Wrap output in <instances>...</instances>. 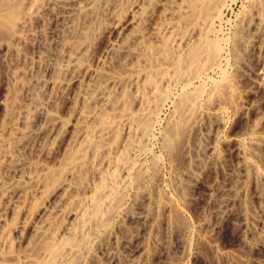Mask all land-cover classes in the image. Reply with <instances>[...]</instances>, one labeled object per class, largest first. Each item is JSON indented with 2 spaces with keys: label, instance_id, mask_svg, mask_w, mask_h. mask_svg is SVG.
<instances>
[{
  "label": "bare ground",
  "instance_id": "obj_1",
  "mask_svg": "<svg viewBox=\"0 0 264 264\" xmlns=\"http://www.w3.org/2000/svg\"><path fill=\"white\" fill-rule=\"evenodd\" d=\"M126 1L130 3H128V9L125 10L123 4ZM152 2V0H0V53L11 50L14 44L27 42L30 37L32 23L36 20L39 22L44 21L48 14H51V21L39 32L33 41V44H37L40 51L47 49L50 38L59 36L62 30L60 29L61 26L64 25L65 28V25H70L71 28L75 23L77 25L75 21L77 14L91 11L98 16L96 22L98 27L92 30V37L90 36V39L85 41L86 44L84 42L83 45L81 42L82 45L78 43L80 45L78 47L75 45L71 46L70 43L63 41L65 39L60 41L62 36H59L57 39L58 53L54 54L56 55L55 57L53 56L54 59H48L47 61L42 52L40 53V64L45 66V72L47 71L51 74L48 79H41L40 81L45 86L52 88L53 94L38 98L34 104L42 122L40 127L32 132L29 128V123L26 122V129L17 133L18 137L23 139L26 136L33 135L35 139L36 137L42 139L43 137L49 138L59 133L63 127L59 115L60 109L57 107L59 101L66 106L64 108L66 110L64 111L63 109L62 112H68L75 118L74 128L77 131L73 129L76 132L74 133L69 128L70 132L65 131V129L64 132L61 131L62 135L64 133V137L61 135L63 137H61V140H63L62 143L59 141V153H56V155H59L58 157L55 155L57 157L55 159L57 166L47 168L44 166V169L41 168L43 169L42 176H35L36 179L40 178L37 185H40L42 192L46 193V191L51 190L50 192H52L54 190L53 196L54 193L57 195L56 201L51 205H48L50 203L45 205V203L42 206L43 208L41 207L38 212L36 211L39 218L35 221L16 225L18 227H15L16 229L14 228L15 231L13 232L17 235V246L7 234L4 225L1 227L0 264H143L152 251V245L159 243L156 240L157 237L155 238L151 233L154 216L152 217L150 209L154 206L150 208L145 203L151 198L150 189L147 186L149 184H146L148 175H145L146 166L144 167L142 165L144 163L141 161L142 156L148 152V143L151 141L149 139L154 136V124L159 121L162 110L175 96L176 90L181 91L180 101L177 105L179 112H186V108H188L194 113L193 124L196 123L197 119L199 120L202 115H200L199 111L202 110L200 108L203 106L201 105V100L205 91L200 87L193 88L194 91H190L193 81L196 78L203 77L210 70L215 73V69H220L219 71L222 75H224L225 71L222 73L221 68H219V65L221 66L219 63L222 52L221 45L208 37L213 24L215 25V19L218 20L221 16V10H223L221 9L223 3L220 0H160V3L154 4V6H152ZM252 4L256 11L255 18L259 23L258 25H260L264 14V0H252ZM101 11H103L102 14ZM81 34L83 36L85 33L82 32ZM115 56H121L125 59L121 66L125 75L119 72L111 73L105 69L108 64L112 63ZM128 58L131 59L130 62ZM92 63H97V67ZM86 77L92 80V85L84 82ZM209 78L211 79V77ZM204 80L202 81L204 82ZM207 80L205 81L207 82ZM261 80L264 82V71L261 74ZM119 82L121 87L123 83L126 85L122 87L121 94L117 95L116 92L120 89L117 86ZM18 83L20 84V82ZM75 83H78V85L75 86ZM127 84L134 87L132 91L126 89L128 87ZM216 86L218 87V85ZM11 87L0 82V109L7 112L13 108L12 104L15 99L14 89ZM116 87L117 91L115 90ZM207 96L206 98H208ZM213 97L216 98L217 102L215 101L213 107H210L215 111L222 103L219 96L215 94ZM132 105L137 108L135 112L132 109ZM121 122L126 124L125 135L127 137L125 136L126 140H124L125 138L123 139L122 149L120 146V150L117 151V147L112 148L110 144L112 140L114 142L116 139L117 133H114V129ZM173 133L171 130L164 135L165 146L162 148L167 152L166 156L176 151L173 149L170 152L173 147V140L175 142L176 138V134ZM200 134L196 136V141L188 147V155L192 156L190 154L191 151L195 152L197 160L201 158V153L211 159L219 160L218 149L216 150L215 145L212 144L213 142L205 145L204 149L200 147V140L198 139ZM29 139L26 141L29 151L36 149L39 154L47 156L51 155L52 149L55 148V146L52 148L51 144L40 145L35 148L34 145L36 143H33V139L31 141ZM6 140L8 141V139ZM5 143L6 141L0 136V144L4 145ZM242 147L243 145L238 146L236 149L237 154L241 158L239 173L236 176V190L246 193V191L249 192L248 186L251 183L249 184L248 182L251 179L264 184V166L261 164L263 156L261 158L258 157L259 153L257 152L258 150H264V137L252 140L246 150L245 147ZM201 148L202 151L200 152ZM6 153L9 155L8 152ZM2 154L4 153L0 152V160ZM4 157L8 160L6 154ZM221 164L223 165V163ZM37 172L40 174V171ZM31 173L32 175L36 174L34 172ZM33 176L32 178H34ZM191 177L198 181L196 174ZM127 187H133L131 190H134L138 198H141L139 203L142 202L141 206L139 205V211L133 215H128L129 213L126 214L124 212L125 190L128 189ZM128 192L130 191H126V193ZM211 193L208 194L211 196ZM255 193L257 196L259 195V198H264V193H259V191ZM43 195L45 196V194ZM237 196L239 198L240 196L242 197L240 193ZM243 197L245 196L243 195ZM248 197L246 198L247 200L249 199ZM36 199L38 200L39 198ZM45 199L43 200L44 202ZM232 203V199L229 196H221L216 210L214 209L217 217L222 218L231 212ZM22 205L21 202L12 205V215L19 212ZM69 206L72 207L69 208L71 212L69 211L70 214H66H68V217L70 215V222L58 231L55 226L52 227L54 224H52L54 222L53 219H56L55 217L63 208ZM245 206L240 209L241 211L237 214V218L247 222V209ZM260 207L264 211V203ZM30 212L27 213L30 214ZM114 219H118L119 222L117 224L120 227L124 226L125 220L135 223L138 226V232L131 233L127 239L124 238V241H118L113 238V235L112 237L109 235L110 237L108 236L106 242L104 244L102 242V246L99 245V255H97V251V254H94L95 251L92 253L96 241L99 242L98 238L102 234H108L112 231L109 228L110 223ZM219 221L221 222V219ZM57 224L56 227L58 226ZM219 224L217 222L212 225L210 221L204 220L202 227L213 230V227L216 229L221 225ZM164 228L166 230L167 226ZM11 229L13 230V228ZM261 229L262 232L257 237L259 240H256L257 242L254 241L252 245L250 242V247L264 254V228ZM165 232L168 231L166 230ZM165 245L167 244L165 243ZM155 247L157 248L158 246ZM154 253L156 252L154 251ZM163 254L166 255V253ZM152 255L155 256V254ZM149 259H152V256ZM165 261L164 264H183L184 260L182 261V258H179Z\"/></svg>",
  "mask_w": 264,
  "mask_h": 264
},
{
  "label": "rangeland",
  "instance_id": "obj_2",
  "mask_svg": "<svg viewBox=\"0 0 264 264\" xmlns=\"http://www.w3.org/2000/svg\"><path fill=\"white\" fill-rule=\"evenodd\" d=\"M152 1V6H154V4L160 3V0ZM220 1L223 3L221 8L223 10H221V16L218 18V20L215 19V25L213 24L214 28L212 27V30L209 32L211 36L208 34V37L219 42V44L221 45L220 47L222 52L219 63L222 67L219 65V68H221L222 73L225 71V73L223 74L226 75H222L219 71L220 69H215V73L211 72L213 70H210L209 72H207V74L205 73L203 77L196 78V80L193 81L194 83L191 87L192 89L190 88V91H194V89L199 87L204 89L205 91L201 100V105L203 106H201L200 108H202V110L199 111L200 115H202L200 118L198 117L199 120L197 119V122L194 124V113L192 111L186 108V112H179L177 105L180 101L181 91L176 90L174 96L175 98L173 97L171 101L166 104V107H164L159 116V121L154 124V136L152 135L154 138L151 137L149 139L151 141H149L148 143V152L146 151L148 154L145 153L141 158L142 163H144L142 165L144 167H147H145V175L148 174L146 178V184H149L147 186H149L151 198L148 201H145V203L150 208L154 206L152 209H150L152 217L154 216L155 218H153V226L151 225V228L153 227L151 229V233L153 236H155V238L157 237L156 240L159 241L158 244H154L155 246H158L157 248L152 245L151 250L153 252L150 250L151 252L149 253L146 261L143 262V264H164L166 262L165 260L179 258H182V261L184 260L183 264L264 263V254L261 251L250 247V242L252 245L254 241L257 242L259 240L257 237L262 232L261 228H264V223H262V221H264V211L262 210V207H260V205L264 203V198H259V195L257 196V194L255 193L256 191H259V193H264V184L262 182H257L251 179V181L249 180L250 182H248L249 184L251 183V186H248L249 192L246 191V193H244L238 192L236 190V176L239 173L238 169L241 164V158L236 152L237 147L243 145L242 148L245 147L246 150L252 140L264 137V82L261 80V74L264 71V14L261 23L263 25H258L259 23L255 18L256 11L255 8H253L254 6L252 4V0ZM128 3L130 2L126 1L124 3L125 5L123 4V7L125 6V10L128 9L127 7H129ZM90 12L91 11L84 12L85 15L84 13L77 14L75 16L77 25H75L76 23L74 22L75 24L71 28L70 25H68L69 27L65 25V28L64 25L61 26L60 29L62 30L59 36L62 37L60 41L65 39L63 41L70 43L71 46L75 45L78 47L80 46L78 45V43L81 44L82 42L83 44L85 41L89 40L90 36L92 37V30L94 28L97 29L98 27L96 23L98 19L97 14ZM102 12L103 11H101V14ZM45 18V22H39L36 20L32 23L33 25L31 28L30 37L27 42L14 44L11 50L2 51L0 53V82H3V84L5 83L7 86H12L11 88L14 89L15 95V102L13 101L12 104L13 108H11L8 112L0 109V136L3 140L6 141L4 145L0 144V152L4 153L2 154L0 160V231L2 230L1 227H3L4 225L7 234L16 244L15 246H17V235L13 231H15V229L18 227H16V225H22V223L24 224L25 222L35 221L39 218L37 216V212L45 203V205H47L48 203H50L48 205H51L56 201L57 195L54 193L53 196L54 190L52 192H50L51 190L46 191V193L42 192V188L40 187V185H37L40 178L36 179L35 176H42L41 174L43 173L44 166L46 168L57 166L55 159H57L59 154L56 155V153H59V144L62 143L63 139L61 140V137H64V133L62 135L64 129L65 131L70 130L74 132L73 129L77 131L74 128V124L76 123L75 118H73L72 115L68 112L64 113V111L66 110L64 108L66 106H64L63 102L59 101V103H57V107L60 109L59 115L61 117L63 130L61 129L59 133L54 134L49 138L43 137V140L37 137L35 139L33 135V137L26 136L25 138L20 139L17 134L26 129V122L29 123L28 125H30L29 128L32 130V132L36 131V129L40 127L42 122L34 104L38 98H42L47 94H53L52 88L45 86L44 83L40 81L41 79H48L51 74H49L50 72L44 71L46 70V68L45 66L40 64L39 60L41 52L45 57V60L48 61V59H54V57L56 56L54 54L58 53L57 39L59 36L53 37L54 39L50 38V45L48 44L47 49L42 51L38 50L39 47L37 46V44H33V41L35 40L34 38L51 21V14H48ZM94 19L96 20L94 21ZM83 26L85 29H87L85 30ZM82 32L86 34H83L84 37L81 34ZM84 44H86V42ZM77 47H75V49H77ZM47 50L50 52H48ZM123 60H125L123 57L115 56V58L113 57L112 63L108 64L105 69L111 73L119 72L125 75V72H123V67H121L122 63L124 62ZM128 60L129 62L131 61L130 58H128ZM93 65L97 67L98 64L94 63ZM207 75L209 76L206 77ZM209 77H211L212 80ZM203 78L205 80H207L208 78L209 79L206 82ZM84 79V82L86 84L92 83V80L90 78L86 77ZM202 80H204L205 83ZM18 82H20V84ZM119 83L117 84L118 88H120L118 89L119 91L116 90L117 87L115 88V90L117 91V95L121 94L123 90L122 87H125L126 85L122 82L123 84L121 87V83ZM74 85L77 86L78 83H75ZM127 85L128 87L126 89L132 91L134 87L129 84ZM216 85H218V87ZM212 89L213 91L210 92ZM211 93L213 94L211 95ZM215 94L216 96H219L222 104L219 108H216L215 111H213L214 109H212L211 107H213V103H215L216 101V98L213 97L215 96ZM206 96L208 98H206ZM132 107L133 111L135 112V110L137 109L136 106L132 105ZM63 109L64 111L62 112ZM124 123L125 122H121L120 124L118 123V127L115 128L116 130L114 129V133H117L116 139L114 140V142L112 140L110 144L112 148L117 147V151L120 150V146L122 149V144L124 143L123 139L125 138L124 140H126L127 137L125 135L126 124ZM65 124L66 126H64ZM171 130L176 134V143L173 140V147H177H172L170 152H172L173 149L174 151H176L170 153L171 156L169 153V156H166L165 154L167 152L162 148L163 146H165L164 135H166V133L170 132ZM199 133H201L198 137V139L200 140V147L204 149L205 145L213 142L212 144L215 145L216 150L218 149L217 152L219 154V160L211 159L202 153L201 158L197 160V158L195 157V152L191 151L190 154L192 156L190 157L188 155L187 149L196 141V136ZM6 139H8L9 142ZM28 139L30 141L33 139V143L36 144L34 145L32 143V145H34L35 148L40 145L46 146L49 144H51L52 148L55 146V148L52 149L54 153L52 152L51 155L46 156L43 154H39L36 149L29 151L26 145V141H28ZM202 148L200 149V152L202 151ZM6 152H8L9 155H7ZM257 152L259 153L258 157L261 158L263 156L261 158V164L262 166H264V150H258ZM5 154L6 157H8V160L4 157ZM203 157L205 160L202 159ZM221 163H223V165ZM35 170L40 171V174L38 172L37 174ZM31 172H34L37 175L33 174V176ZM193 174L197 175L198 181L194 180L191 177ZM32 176L35 179L32 178ZM222 187L225 189L223 190ZM127 188L128 189L125 190L126 197L124 201L126 202V204L124 202V212L126 214L129 213L128 215H133L139 211V205L141 206L142 202L139 203L141 198H138L134 190H131L133 189V187ZM126 191H130L131 193L128 192V195ZM208 193H211L212 195L210 196ZM239 193L240 195H242V197L240 196L241 199L239 198V196H237L239 195ZM43 194H45L46 197ZM225 195L226 197L229 196L232 199L233 203L231 206L233 207H231V209L233 210L230 209L231 212L228 213L229 215L226 214L224 217L218 218L215 213L216 206L218 205L221 196ZM243 195L245 197H243ZM246 196H250L248 197L249 201L246 199ZM36 198L39 199L37 200ZM44 198H46L45 202L43 201ZM32 201L33 203H31ZM39 201L42 203H40ZM260 201L262 202L259 203ZM18 202H21L23 204L22 208L19 210V212H16L14 213V215H12V205ZM258 204L260 205L258 206ZM34 205L37 207H35ZM244 206L247 209V222H245V220H238L239 218H237V214H239V211H241L240 209H242ZM69 208L72 207L69 206L63 208L64 210L62 209V211L59 212V214L55 217L56 219H53L54 222H52V224H54L52 225V227L55 226L56 230L60 231L63 226H66L70 222V215L68 217V214H70L69 211L71 212V209ZM27 212H30V214H32L30 215ZM26 214L29 215L27 216ZM219 219H221L222 223L219 221ZM204 220L210 221L212 225L216 224L217 222H219L221 225L219 224L220 226H218L216 229L215 227H213V230H208L205 227H202ZM112 222V224L110 223L109 228L112 231H110L108 234H102L98 238L99 242L96 241V244L92 249V253L95 251L94 254L98 253L97 255H99V245L102 246L106 242L109 235H111V237L113 235V238H116L118 241H124L131 235V233L138 232V226L135 223L130 222L129 220H125L124 222L126 223H124V226L121 227L119 226V224H117L119 222L118 219H114L112 220ZM239 223H241L242 226L239 225ZM56 224L58 225L57 227ZM166 226V230L168 232H165L166 230L164 227ZM11 228H13V230ZM113 230L115 233L113 232ZM102 242L103 244L101 245ZM165 243L167 245H165ZM154 251L156 253H154ZM163 253H166V255ZM150 254L152 256V259H149L151 257ZM152 254H155V256Z\"/></svg>",
  "mask_w": 264,
  "mask_h": 264
}]
</instances>
